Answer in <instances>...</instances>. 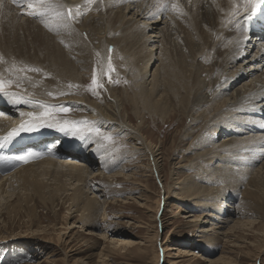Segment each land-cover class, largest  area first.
Here are the masks:
<instances>
[{
  "label": "bare ground",
  "instance_id": "bare-ground-1",
  "mask_svg": "<svg viewBox=\"0 0 264 264\" xmlns=\"http://www.w3.org/2000/svg\"><path fill=\"white\" fill-rule=\"evenodd\" d=\"M54 2L66 5L67 8L73 10V14L79 8L82 14L71 20L69 27H59L57 32L53 30L61 23L57 18H49L47 23L50 26L46 27L39 18L27 14L32 9H29L26 4L18 5L13 0H0V56L3 57V62H0V75H2L1 68H6L9 64L22 67L41 66L55 75L52 83L59 85L65 83L69 86L70 80H84V77L88 75L85 71L90 69H93L95 77L102 81L109 65L108 52L112 53L115 50L116 56L121 54L125 58L123 59L124 64L129 69L128 77L132 82L133 94L126 93L129 97L125 100L133 106L139 122L133 123L134 120L127 109V105H130L128 102L119 103L112 97L107 105L96 103L83 93L85 90H80L81 96H73L61 101L50 99L44 102V99L31 97L24 92L25 87L18 88L13 84L9 91L19 93L32 101L36 99L47 105L52 102L54 104L50 106L54 107L65 105L75 110L82 109L87 115L78 117L77 121H92L94 125L103 130L113 132L111 134H116V136L118 134L120 138L124 136L123 138L135 147V153L146 152L152 158L158 175L162 173L159 171L162 168L159 163L165 157L164 146L154 147V144L145 137L143 114L147 112L160 120L171 118L176 111L183 117L192 114V125L188 126L182 143L185 145L187 142L188 151L194 152L197 156L190 161V166L181 168L195 171L196 176L187 180V183L185 181L181 189L185 195L181 193L177 197L181 200L186 199L188 202H191L190 199L193 200L192 202L198 206L196 210L211 208L224 221V217H228L231 213L227 214L226 210L230 207L225 210V207L220 205L221 201L224 203L236 201L240 194L239 212L235 210L237 214L234 216L237 218L238 215L242 218L244 213L258 216L262 222L257 231L260 233L259 236L264 237V73L256 76L259 72L258 67H264V51L255 54L256 65H259L257 72L254 69L252 73H249L250 68L248 67L246 71L242 70L243 60L250 53L251 46L256 44L254 41H260L264 36V31L246 29L244 20L247 17L246 13L242 12L238 18L230 16L238 0H193L191 3L189 0H178L183 15L172 11L157 15V0H95L91 5H88L87 0H54ZM189 3L191 10H188L190 11L187 10ZM173 13L177 18L175 26L184 35L187 54L180 52L178 47L169 49L168 44L172 35L168 34L169 32L165 33L166 29H160V31L158 29L162 22L170 18ZM237 19L240 24L239 28L235 26ZM49 71L46 72L49 73ZM2 76L4 78V75ZM238 86L237 95L227 94L232 89L231 87L237 88ZM131 87L129 91L132 90ZM0 99L7 107L4 109L9 110L10 107V114L0 113V137H6L9 132L28 119L22 116L24 119L18 126H10L13 122V115L27 113L22 108L29 103L14 104L4 94H0ZM198 125L200 127H197ZM42 128L44 129L41 130ZM207 129L209 132L213 130L215 133L219 132L220 135L224 133L234 139L232 138L230 143L216 147L215 142L211 141L215 138V134L206 135ZM202 130V135L200 134L194 143H189L198 131ZM78 137L80 138L75 137L77 140L71 143L66 139V141L62 140L66 138L65 132L54 130L53 127L41 126L32 132H22L10 141H0L2 145L12 148L15 145L30 143L37 139L42 141V138H45L47 140L43 142L46 144L49 142V148H52L44 155V159L23 164L18 171L6 177H0L2 179L0 180V192L15 187V182L21 183L31 196L28 198L29 206L32 207V202L35 203L36 200H40L46 204L45 206L48 205L54 210L61 203L69 204L70 209H75V213H81L79 215L80 221L84 223H82L83 227L97 228V216L101 210L103 212V207L96 197L90 196V181L97 177L95 167L99 162L92 159L93 156L89 153L95 140L92 139L93 142H91L83 134H79ZM62 143L64 145L59 153L47 158L53 150H56L54 145ZM210 144L213 148L206 150ZM71 147L78 149V152L72 151ZM82 151H84L83 155L80 153ZM200 151L203 152L200 153ZM92 154L100 158L103 167L104 165L107 167L117 165L118 161L122 163L121 154L125 155L123 152L120 153L121 156L118 155L119 158L115 162L111 161L113 164L109 162L110 159H107L109 155L97 153V151ZM85 163L88 164L85 165ZM210 179H216L218 186H222L224 182L223 188L218 189V186L214 188L212 185L210 187V185L203 184L209 182ZM224 179L226 180L223 181ZM213 184L216 185L214 182ZM1 198L3 199L0 196V200ZM146 200L149 201V198L147 197ZM2 201L4 202V199ZM21 210L16 209L14 212L10 210L9 213L16 214ZM29 213L33 214L32 217H36L34 209ZM212 216L213 214L205 215L204 224H210L211 220L215 221ZM194 222L199 224L202 221L196 219ZM244 223H242L243 227ZM255 223L253 222V225H256ZM214 224L217 225L219 222ZM240 226V223L236 224L229 232H234ZM202 229V233L209 234L220 228L214 226L211 230ZM47 231L46 228L35 229V227L22 232L10 229L2 231L0 233L2 234L0 240H3L0 241L2 244L0 245V264H12L18 255V253L13 255L11 253L6 260L2 258L4 254H1V251L6 245L18 246L17 243L35 239L43 245H54L52 238L46 235ZM229 232H224L222 235L227 237ZM206 237L205 235L203 238ZM59 239H62L61 243L67 242L64 238ZM6 240H13V242H6ZM217 240L218 238L214 236L208 239L212 243ZM127 241L123 242L127 247H133L137 243ZM208 241L206 238V242ZM258 244L254 247L264 250V245L261 247ZM138 250H141L140 246ZM258 255L259 253H247L246 257L253 259ZM50 258L53 260L51 264H80L82 262L78 258L70 259L67 254L59 255L53 249ZM100 259H104L103 264H109L106 263L109 259L108 255L103 254ZM232 260L224 256L214 263L231 264Z\"/></svg>",
  "mask_w": 264,
  "mask_h": 264
},
{
  "label": "rangeland",
  "instance_id": "rangeland-1",
  "mask_svg": "<svg viewBox=\"0 0 264 264\" xmlns=\"http://www.w3.org/2000/svg\"><path fill=\"white\" fill-rule=\"evenodd\" d=\"M189 1L190 3L193 2V0ZM141 3H143V1ZM190 3L188 4L187 10L191 7ZM167 21L168 23H166ZM176 21V15L174 16L173 13L170 15V18L162 22V25L158 27V29L159 31L160 29H166L164 32H169L168 34L172 35L171 41L168 44L169 49L172 50V48L175 49V47H178L180 52L187 54L185 38H183L184 35L177 30L175 26ZM161 35L163 34L161 33ZM164 37L166 36L164 35ZM164 39L166 41L168 40L166 38ZM251 47L252 52L250 51L251 54L249 53L247 58L243 60L242 70L246 71L247 67L250 68V71H248L249 73H252L254 69L255 72L259 70V72L256 73L257 75H255L261 76L264 73V67L260 66L256 71L259 65H256V59H254V57L257 52L261 53L264 51V43L258 42ZM114 51L112 53L108 52L112 70L110 71L109 68L106 70L102 81L96 78L103 87L98 88L95 94L89 88L93 77L96 75L93 69L85 71L88 75L84 77V80L68 81L69 85H75L76 87L66 86L65 83L62 85L52 83L55 75L41 66L33 67L41 69L42 71L40 72L29 71L18 73L16 70L22 68V66L8 64L6 68H1V73L6 80H15L18 75L27 77L20 81V87H25L24 92L28 93L31 97L34 96L41 100L44 99L43 102L49 101L50 99L61 101L62 99H68L73 96H81L80 92L85 90L83 93L89 96L92 101H96V103H105V105H107L110 103L111 98L114 97L119 103L123 102L124 104V101L128 102L126 101V97H129L126 96V93L133 94V88L131 87L132 82L128 77L129 69L124 64L125 61L123 59L125 58L121 54L116 56ZM46 71H49V73ZM253 78H255V76H253ZM149 81H147V83ZM239 86L237 88L231 87L232 89H230L227 94L230 96L233 94L237 95ZM130 87L132 89L131 91H129ZM65 91L66 93L63 95L60 94ZM48 93H52V95ZM84 94L82 96H84ZM39 102L41 101L35 99L31 104H25L22 109H24L25 112H39L42 110L39 107ZM51 104L54 103L51 102L49 105ZM128 104L130 103L128 102ZM130 105H127L129 115L134 120L133 123L137 124L139 119L137 115H135L136 112L134 113L135 110L133 106ZM56 107H67L71 109V111L67 113H55L54 120L76 122L78 117L87 115L80 108L75 110L65 105H57ZM177 112L178 111L174 112L171 118L169 117L165 120H160L147 112L143 114L145 117L143 121V132L145 137L149 142L154 144V147L157 146V148H159L164 146L163 153L165 157L163 155L164 159L160 160L159 164L162 168H160L159 171H162V173L159 175L155 170L156 167L152 162V158H150L146 152L140 151L139 153H135V147L126 138L124 139V136L120 138L118 134L117 136L116 134H111L113 132L103 130L101 127L94 125L92 121H87V126L99 128L102 133L109 134L113 138L111 141H107L97 136L94 132L81 133L86 135L91 142L95 140V146H91L89 153L93 156L92 159L96 162L99 161L95 167V174L97 177L90 181V196L96 197L103 207V212L101 210L96 220V224L99 228H92L89 226L83 227V222L80 221L81 213H75V209H70L71 207L69 204L65 205L61 203L54 210L48 205L45 206L46 204L40 200H36V202L40 204L32 202L33 206H29L28 198H31V196L21 183L15 182V187L9 188L5 192H0V196L4 199V202L2 198L0 200V233L9 229L22 232L34 227L35 229L46 228L48 230L46 235L49 238L51 237V241L54 243L52 246H47V244L43 245L35 239L33 241L30 240L31 242L17 243L18 246L6 245L1 251V254H4L2 258L4 257L6 260V258L10 257L9 255L11 253V255L18 253L14 258L15 264H51L53 260H51L50 254L53 249L56 250L59 255L65 256L67 254L70 256V259L78 258L82 260L80 264H103L105 262L104 259H100L103 254L109 256V259L106 261V263L109 264H212L224 256L225 258L233 259L231 264H264V250H258L254 247L258 243L261 247L264 245V237L259 236L260 233L257 231L262 220L258 216H250V214L246 213L244 214H246L247 217L246 215L244 217V214H242V218H240V216L238 217V215L237 218L234 216V214L239 212L240 194H238L239 198L236 201H229V203L221 201L223 204L218 202L221 206L225 207V210L227 207H230L226 212L227 214H231L228 215V217H224V221L222 220L223 218L219 217L218 213L213 212L211 208L207 207L196 210L198 206L192 202L193 200L190 199L189 201L191 202H188L186 199H182V201L177 197V195L181 193V195H185L184 192L181 191L183 185H185V181L187 183V180L196 176L195 171L186 170V168L181 167L190 166V161L194 160L197 156V154L195 156L194 152L188 151L189 144H187V142H185V145L182 143L183 136L188 126L192 125L191 120L193 119V115L191 114V116L187 115L183 117L177 114ZM12 118L13 122L10 126H18L24 119L20 114H17V116L13 115ZM84 119L87 118L84 117ZM50 122H53V120H50ZM197 127H200V125ZM43 129L44 128L41 130ZM53 129L59 130L57 127H53ZM203 130H205V128ZM203 130L201 132L198 131L189 143H194V140L197 139L200 134L202 135ZM206 132H208L206 135L210 136L215 134V138L213 140L211 139V141L215 142L216 147L230 143L234 139V137H228L224 133H221V135L219 132L215 133L214 130L209 132V129H207ZM65 133L66 138L62 140L66 139L74 143V141L80 138L78 137L79 134L72 135L69 132ZM75 137H77V139ZM201 138L202 136L199 138L198 143ZM211 145L212 144H210V147L206 150L212 149L213 147H211ZM94 151H97V153H104V155L107 156L109 155L107 158L108 160L110 159L109 162L112 160L115 162V160L122 155V163L118 161L117 165H112L111 167L104 165V167L106 166L104 168L100 158L92 154ZM122 152L125 153V155H120ZM201 152L203 151H200V153ZM185 156L186 158L183 159ZM87 164L88 163H85V165ZM218 176H215V178H220ZM230 177L231 176H229V178ZM225 180L226 179L223 181ZM213 182L216 183V185H214ZM4 183H6V181ZM223 183L224 182H222V186H218L216 179H210L209 182L203 184L210 185V187L212 185L214 188L218 186V189H222L224 186ZM242 189H244V187ZM147 197L149 201L146 200ZM147 207H149L150 210L147 209ZM16 209L22 210L16 212V214L9 213L10 210L14 212ZM33 209L35 210L36 217H32L33 214L30 215L29 213V211ZM209 214H213L212 219L219 222V224L215 225L214 223L216 222L212 220L209 222L210 224H204L206 222L204 217ZM196 219H200L202 222L197 224L194 222ZM243 222H245L244 227L242 226ZM253 222H256V225H253ZM238 223L241 225L240 228L234 232H229L230 229ZM214 226L221 230L217 229L214 232H209V234L201 232L203 230L202 228L211 230ZM224 232H229V237L223 236L222 234ZM205 235L207 236V241L213 236L218 238V240L214 243L209 241L206 242V238H203ZM1 236L2 234L0 237ZM60 237L64 238L68 244L67 242L61 243L62 239H59ZM120 241H133L137 243L135 246L132 245L133 247H127ZM6 242H13V240H6ZM0 245L2 246L1 243ZM139 246L143 251L138 250ZM169 249H171V251H169ZM247 253H259V255L252 259L246 257Z\"/></svg>",
  "mask_w": 264,
  "mask_h": 264
},
{
  "label": "snow or ice",
  "instance_id": "snow-or-ice-1",
  "mask_svg": "<svg viewBox=\"0 0 264 264\" xmlns=\"http://www.w3.org/2000/svg\"><path fill=\"white\" fill-rule=\"evenodd\" d=\"M13 2L18 5L26 4L29 9H32V11L28 12L27 14L39 18L40 21L44 23L46 27L50 26L47 23L49 18L52 17L57 18L59 21H61V23L57 25L55 29H53L56 30L57 32L59 31V27H64V28L69 27L70 21L74 20L77 16L82 14L79 8H77L75 14H73L72 9L67 8L66 5L56 3L54 2V0H13ZM94 2L95 0H87L88 5H91ZM262 6H264V0H238V2L234 4V9L230 13V16L233 18H238L243 12L247 14V17L249 19H251V17L255 15L256 12L261 9ZM156 7H157V13H156L157 15H159L160 13L166 14L168 11L175 12L178 15H183V10L179 5L178 0H157ZM229 22H231V20ZM235 26L237 28L240 27L238 19L236 21ZM0 62H3L2 56H0ZM108 68L110 71L112 70V66L110 62ZM16 71L18 73H24L29 71L40 72L42 70L33 67H22V68H18ZM25 78L27 77H21L18 75L15 80L13 79L6 80L3 78L2 75H0V94H4L8 96L11 102L14 104L20 102L31 104L32 101L30 99L21 96L19 93H14L9 91V89H11L13 84H15V86L19 88L20 81ZM69 87H76V86L69 85ZM102 87L103 85L99 83L96 77L94 76L91 85H89V88L95 94L96 90ZM48 94L52 95V93H48ZM60 94L63 95L64 93H60ZM39 107L42 109L39 112L20 113L21 116H26L28 117V119L25 120V122L22 123L18 128L13 129L11 132H9L6 137H0V141L3 142L10 141L12 138L18 136L22 132H32L41 126L57 127L60 131L69 132L72 135L94 132L97 136L102 137L104 140L111 141L113 139L110 135L102 133L99 128H96L94 126H87L88 125L87 121L73 122L68 120H64V121L54 120L55 113L57 112L67 113L71 111V109L67 107L57 108L54 106L47 105L43 102H39ZM50 120H53V122H50ZM0 146H2V143H0ZM34 155H39V154L27 152L23 155H18L13 159L23 162H28L29 159Z\"/></svg>",
  "mask_w": 264,
  "mask_h": 264
}]
</instances>
